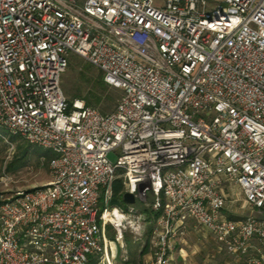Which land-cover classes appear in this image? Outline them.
<instances>
[{"label":"built area","instance_id":"2783aa9c","mask_svg":"<svg viewBox=\"0 0 264 264\" xmlns=\"http://www.w3.org/2000/svg\"><path fill=\"white\" fill-rule=\"evenodd\" d=\"M71 54L123 91L115 111L66 97ZM0 138L55 155L47 184L0 176V264L104 254L130 222L118 179L160 213L148 264H174L190 220L264 264V0H0ZM234 187L251 214H227Z\"/></svg>","mask_w":264,"mask_h":264},{"label":"rangeland","instance_id":"374dc122","mask_svg":"<svg viewBox=\"0 0 264 264\" xmlns=\"http://www.w3.org/2000/svg\"><path fill=\"white\" fill-rule=\"evenodd\" d=\"M69 61V67L61 79V86L66 97L70 101L82 100L87 106L93 107L103 114L115 111L123 97V91L103 83L101 71L85 59L71 54ZM101 84L108 87L107 91L101 90ZM0 139V160L2 161L0 176L7 173L11 177L8 189L12 191L29 190L53 180L52 160H48L51 153H48L49 156H47L45 150L32 146L20 138ZM119 154V150L111 153L110 160L116 163ZM18 159H21L19 164L12 167V171L8 170L10 165ZM117 181L122 184L123 191H125L122 179ZM114 199L113 206L129 213L130 222L121 232L112 226L108 227L107 251L92 258L90 264L93 260H99L98 264H148L149 256L153 255L154 229L160 215L151 207L154 199L148 196L146 203L137 201L135 212L132 213H130L128 205L123 202V195L118 199L114 194ZM238 204L237 207L244 215L251 214L245 199L241 204ZM221 244L223 247L224 244ZM262 249L264 251V247Z\"/></svg>","mask_w":264,"mask_h":264},{"label":"crops","instance_id":"0c3cea01","mask_svg":"<svg viewBox=\"0 0 264 264\" xmlns=\"http://www.w3.org/2000/svg\"><path fill=\"white\" fill-rule=\"evenodd\" d=\"M243 200L244 196L238 187L231 189L227 206V214L230 217L240 216L242 211L237 204L239 202L241 204ZM221 243L220 240L200 229L194 221L190 220L186 225L184 235L176 242L173 252L174 264H245L242 257L228 254ZM151 259L152 255L148 260L151 261Z\"/></svg>","mask_w":264,"mask_h":264},{"label":"trees","instance_id":"16d2710c","mask_svg":"<svg viewBox=\"0 0 264 264\" xmlns=\"http://www.w3.org/2000/svg\"><path fill=\"white\" fill-rule=\"evenodd\" d=\"M102 81H103V83H105L103 76H102ZM105 84H106V83H105ZM107 86H108V85H107ZM107 86L104 85V84H101V90H102V91H107V89H108ZM0 140H1V139H0ZM45 153L47 154V156H49L48 153H51V152L46 151ZM46 154H45V155H46ZM54 158H55V155L51 153V156L48 157V160L51 161V160H53ZM20 160H21V159H18L15 163H12V164L10 165V167H9L8 170L12 171V167H14V166H16L17 164H19ZM1 163H2V161L0 160V164H1ZM118 183H119V182L116 181V183H115V185H114V194H115V198L118 197V199H119V198H121V196L123 195L124 191H123V186H122V184L119 183V185H118ZM114 201H115V199H114ZM114 201H113V202H114ZM98 262H99V260H93L91 264H98Z\"/></svg>","mask_w":264,"mask_h":264},{"label":"water","instance_id":"95a60500","mask_svg":"<svg viewBox=\"0 0 264 264\" xmlns=\"http://www.w3.org/2000/svg\"><path fill=\"white\" fill-rule=\"evenodd\" d=\"M123 202L128 206H134L137 200L134 194L127 192L123 195Z\"/></svg>","mask_w":264,"mask_h":264},{"label":"bare ground","instance_id":"6f19581e","mask_svg":"<svg viewBox=\"0 0 264 264\" xmlns=\"http://www.w3.org/2000/svg\"><path fill=\"white\" fill-rule=\"evenodd\" d=\"M115 215H116V218H114V217H112V216H108V217H109V219H110L113 223H115L116 225H119V224L123 223V221H124L123 217H122L119 213H116ZM115 243H116V242H115ZM116 253H117V252H116ZM116 256H117V255H116ZM113 257H115V255H113Z\"/></svg>","mask_w":264,"mask_h":264}]
</instances>
